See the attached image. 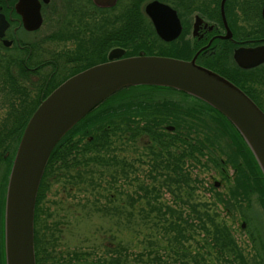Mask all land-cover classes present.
Instances as JSON below:
<instances>
[{"label": "trees", "instance_id": "16d2710c", "mask_svg": "<svg viewBox=\"0 0 264 264\" xmlns=\"http://www.w3.org/2000/svg\"><path fill=\"white\" fill-rule=\"evenodd\" d=\"M129 4V28L132 31L137 29L136 16L139 15L141 3L131 0ZM235 75L237 78L233 79L234 82L264 110L261 96L264 93V65L236 70ZM60 82H48L41 98L29 97L25 89L18 88L25 102L22 108H18V138L39 100ZM168 126L173 128L168 129ZM141 139L145 141L141 146L149 165L146 175L152 185H142L138 181L137 189L141 193L137 192L136 198L129 196V203L133 206L134 201L146 200L149 210L145 219L155 212L157 219H163L164 232L171 234V243H179L181 248L170 247L174 257L168 255L167 260L157 250L140 264H208L207 258L201 255L204 248V252L208 253L205 256L210 254L207 249H211L224 261L230 263L227 256H231V263L245 264L244 255L231 230L214 222V215L217 214L208 211V204L205 207V202L194 203L189 201L188 196L194 190L195 178H198L197 174H192L193 169H209L211 166L227 177L226 169L230 168L234 179L233 185L228 187L229 200L238 203L241 200L250 201L249 196L255 189L264 210V175L255 157L232 123L212 106L173 88L154 85L129 86L109 96L73 126L52 150L36 196L35 264H122L115 257L88 259V253L83 255L76 250H60L56 243L58 237L55 230L58 229L50 224L45 204L53 184L61 183L62 188L68 191L78 186L79 190H86L87 187L94 192L100 184L94 177L98 168L110 171L112 184L121 178L125 181L128 178L127 170L135 174L138 169L134 162L139 164L138 159L145 160L138 158L129 161L126 155L131 150L135 151L133 148L138 146ZM223 140L228 150L221 147ZM156 181L159 187H156ZM208 187L211 190L218 188L213 183ZM162 188L171 195V202H179V208L155 203L162 194ZM207 189L210 190H204ZM182 192L187 195L183 196ZM215 198H219L223 208L228 211L223 203L226 195L218 193ZM225 203L228 204L227 201ZM94 209L107 215L111 208L95 206ZM152 223L154 225V221ZM195 229H198L196 232L201 235L203 243L199 246L197 243L196 252L191 254V247L184 243L193 238ZM249 236L255 242L262 241L257 234L250 233ZM106 248L117 251L112 245ZM0 264H4L3 252Z\"/></svg>", "mask_w": 264, "mask_h": 264}, {"label": "flooded vegetation", "instance_id": "af4514ba", "mask_svg": "<svg viewBox=\"0 0 264 264\" xmlns=\"http://www.w3.org/2000/svg\"><path fill=\"white\" fill-rule=\"evenodd\" d=\"M130 1L0 0V262L6 185L18 147V108L25 104L19 87L29 97L41 98L48 82L106 61L114 48H121L123 56L143 52L194 60L235 79L234 50L264 46V0H225L230 36L221 0H139L137 29L132 31ZM152 1L172 12L160 19L168 38L146 10ZM254 195L255 189L250 200Z\"/></svg>", "mask_w": 264, "mask_h": 264}, {"label": "water", "instance_id": "95a60500", "mask_svg": "<svg viewBox=\"0 0 264 264\" xmlns=\"http://www.w3.org/2000/svg\"><path fill=\"white\" fill-rule=\"evenodd\" d=\"M224 1L220 9L230 36ZM113 4L115 0H97ZM159 33L165 38L161 17L169 7L153 1L146 7ZM174 22L175 19H174ZM179 30V28H178ZM115 48L109 60L67 78L41 103L28 120L21 136L8 179L4 213L6 264H35L34 208L47 160L58 141L87 113L107 97L132 85L174 88L202 99L221 112L237 129L264 175V112L234 83L220 74L186 61L162 56L137 55L120 58ZM234 59L243 68L264 62V46L238 48Z\"/></svg>", "mask_w": 264, "mask_h": 264}, {"label": "rangeland", "instance_id": "374dc122", "mask_svg": "<svg viewBox=\"0 0 264 264\" xmlns=\"http://www.w3.org/2000/svg\"><path fill=\"white\" fill-rule=\"evenodd\" d=\"M258 89L260 88L258 87ZM261 96L264 99V93ZM144 140H139V147L133 148L135 151L131 150L129 154H126L129 161L138 158L147 159L145 150L141 146V143L145 142ZM222 143L221 147L225 148V140ZM226 148L228 150V147ZM146 159H138L139 164L134 162L138 167L135 174L127 170L128 178H125V181L121 178L113 184L110 180V171L98 168L94 177L100 184L95 187L94 192L87 187L86 190H79L76 186L73 189L74 192L63 189L61 183L52 185L46 198V204H44L49 213L50 224L58 229L55 230L58 237L56 243L60 250L64 252L76 250L82 252L83 255L88 253V259L98 260L100 258L103 260L115 257L122 264L144 263L157 250L164 254L163 259L167 260L168 255L174 257L170 247L181 248V245L171 243L169 240L171 234L164 232L163 219H157L154 215L155 212L150 213L149 218L145 219V214L149 210L146 200L134 201L133 206L129 203V196L136 198L137 192L141 193L137 189L138 181L142 185H152L146 175L149 172ZM212 168L210 166L209 169H193L192 174H197L198 178H195L193 183L195 184L194 190L191 191L190 197L188 196L189 201L205 202V207L207 204L209 205L208 211L211 214H217V216L214 215V222L225 225L231 230L233 239L244 255L245 264H263L264 248L261 246L264 241L255 242L249 236L250 233H260L264 236V210L257 195L252 196L250 201L241 200L242 202L239 203L229 200L227 192L230 188L228 187L233 185L232 180L234 179L232 169L227 168V177H223L221 173L215 171L217 169ZM214 181H219L216 191L208 187L210 183L214 184ZM155 185H158L156 187L160 186L157 181ZM206 188L210 190H204ZM161 191L162 194L155 203L179 208L177 207L180 206L179 202H171L169 192L164 191L163 188ZM218 193L226 195L223 203L229 208H226L228 211L223 208L219 198H215ZM182 195L187 194L182 192ZM95 206L110 207L111 209L107 215H103L94 209ZM115 209H117V214L114 212ZM152 221H154V225ZM208 224L210 225V223ZM197 230H194L193 238L184 243L185 246L191 247V254L196 252L197 243H199L198 246L203 243L201 235L196 232ZM111 245L117 251H108L106 247ZM204 249L201 250V255L207 258L208 264H236L235 261L231 263V256H227V259L230 260L229 263L212 253L211 249H207L210 254L205 256L208 253L204 252Z\"/></svg>", "mask_w": 264, "mask_h": 264}]
</instances>
